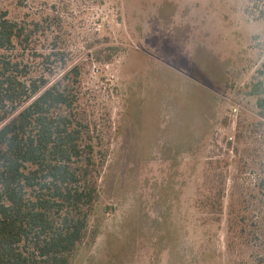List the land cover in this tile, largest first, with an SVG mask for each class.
Wrapping results in <instances>:
<instances>
[{"label": "rangeland", "instance_id": "rangeland-1", "mask_svg": "<svg viewBox=\"0 0 264 264\" xmlns=\"http://www.w3.org/2000/svg\"><path fill=\"white\" fill-rule=\"evenodd\" d=\"M253 1L58 5L69 66L83 67L84 104L111 142L100 233L76 264H264V128L252 130L261 117L251 94L264 64V20L248 13ZM94 39L103 59L119 49L112 62L93 58L86 45ZM235 105L237 124L229 121ZM188 126L187 137L176 132ZM217 164L227 178L220 219L201 204L217 191Z\"/></svg>", "mask_w": 264, "mask_h": 264}, {"label": "trees", "instance_id": "trees-1", "mask_svg": "<svg viewBox=\"0 0 264 264\" xmlns=\"http://www.w3.org/2000/svg\"><path fill=\"white\" fill-rule=\"evenodd\" d=\"M52 1L0 0V264H76L80 248L101 228L100 180L111 142L84 104L83 67L69 66L58 10L65 0ZM90 1L99 7L110 0ZM247 11L264 20V0ZM99 44L94 39L86 48L96 61L112 62L119 49L103 59ZM56 68L65 70L52 81ZM251 94L261 117L252 130L262 131L264 64ZM212 172L217 191L201 204L217 207L211 212L220 219L227 178L218 164ZM258 189L264 197V176Z\"/></svg>", "mask_w": 264, "mask_h": 264}, {"label": "built area", "instance_id": "built-area-1", "mask_svg": "<svg viewBox=\"0 0 264 264\" xmlns=\"http://www.w3.org/2000/svg\"><path fill=\"white\" fill-rule=\"evenodd\" d=\"M239 105H235L234 109H232L233 111V114L230 116L229 118V121H231L233 124H237V121H239V118H240V113H241V110H240V106L238 107ZM234 141V136H230L228 138V142H233Z\"/></svg>", "mask_w": 264, "mask_h": 264}, {"label": "crops", "instance_id": "crops-1", "mask_svg": "<svg viewBox=\"0 0 264 264\" xmlns=\"http://www.w3.org/2000/svg\"><path fill=\"white\" fill-rule=\"evenodd\" d=\"M179 130H180V129H177L176 132H178V133H183L186 137H187L188 133L190 132V131H189V126H188V128H187L185 131H182V130L179 131ZM181 135H182V134H181ZM190 139L192 140L193 138H191V137L187 138V140H190Z\"/></svg>", "mask_w": 264, "mask_h": 264}]
</instances>
